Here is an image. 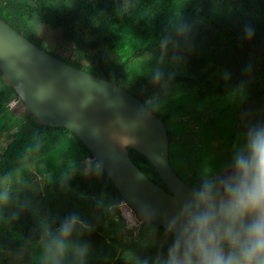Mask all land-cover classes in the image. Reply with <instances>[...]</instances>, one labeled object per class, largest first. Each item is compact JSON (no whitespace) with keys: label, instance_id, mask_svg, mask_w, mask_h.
Listing matches in <instances>:
<instances>
[{"label":"trees","instance_id":"obj_1","mask_svg":"<svg viewBox=\"0 0 264 264\" xmlns=\"http://www.w3.org/2000/svg\"><path fill=\"white\" fill-rule=\"evenodd\" d=\"M0 19L40 49V41L26 32L24 21L37 19L52 28L60 27L63 40L74 45L78 60L83 62L72 64V67L110 81L143 105V95L133 87L126 88L121 70L132 58L159 50L161 40L171 35L172 25L179 22L186 27L187 35L170 43L168 49L187 52L183 81L203 85L206 89L209 83L202 70L205 67L222 69L228 77L226 87H240L244 96L238 109L242 132L249 125L264 120V88H259L252 80L257 74L264 83V0H0ZM246 28L253 30L250 39L245 36ZM122 39L127 45L141 44L135 53L123 57L116 52L122 48L119 44ZM222 88L218 87L220 93ZM13 100H16L14 93L0 78V114ZM154 115L165 125L164 117ZM15 123L12 140L1 155L5 165L21 162L52 134L69 135L81 159H92L78 140L64 129L39 126L32 117L23 114ZM166 134L168 139L167 130ZM170 152L168 145V156ZM128 156L146 179L164 188L143 157L133 151H128ZM169 164L180 180L190 186L195 184L178 175L171 161ZM67 187L89 197L106 195L112 205L120 201L102 170L100 175L89 168L84 173L77 172ZM87 210L100 224L118 216L116 209L108 213L95 204L89 205ZM35 228L36 220L26 208H20L15 220L0 221V230L7 238L6 245L0 247V264H34L25 255L21 256L19 249ZM152 228L162 231L152 224L140 225L134 236L129 237L127 247L141 254H154L157 247L166 249L167 245L163 244L140 248ZM88 264H123V261L119 257L114 262L96 258L88 260Z\"/></svg>","mask_w":264,"mask_h":264},{"label":"rangeland","instance_id":"obj_2","mask_svg":"<svg viewBox=\"0 0 264 264\" xmlns=\"http://www.w3.org/2000/svg\"><path fill=\"white\" fill-rule=\"evenodd\" d=\"M24 27L27 33L40 41L44 51L70 65L83 64L77 58L74 45L63 40L60 27L52 28L37 19L25 20ZM119 44L122 48L116 52L125 57L132 52L135 53L141 42L127 45L122 39ZM186 54L187 52L179 49L167 51L164 70L165 79H170L171 88L164 107L157 114L164 117V126L168 132V145L171 147L168 160L172 162L178 175L185 180L198 183L200 170L205 165H211L219 170L228 160L233 144L242 133L238 109L244 96L240 87H226L228 77L219 68L205 67L202 70L209 83L206 89H203V85L183 81V78H186L184 67ZM158 55L159 50L140 54L132 58L121 70L126 79V88L133 87L134 91H139L144 102L158 91L153 87L149 75L156 66ZM252 80L259 88H264L259 75L255 74ZM219 86H223L222 93L218 91ZM21 115L22 107L17 100L11 101L6 111L0 114V174L12 170L17 184L26 182L20 191L19 200L21 204L29 205L26 209L32 216L34 210L40 216L47 214L60 219L73 212L78 213L81 219L94 227L92 232L84 236L92 249L88 260L98 258L114 262L115 258L120 257L121 251L129 249L127 247L129 237L138 231L140 225L134 214L122 202H117L108 213L116 209L118 216L114 215L111 220L100 224L95 216L88 212L87 207L91 204L96 205L95 200L101 196H85L68 187L66 190L61 189L56 180L72 164L74 174L84 173L90 162L95 164L92 159H81L69 135L52 134L21 162L13 165L3 164L1 155L11 142L15 120H19ZM45 173H50L54 179L41 187L39 178ZM103 196L106 197L105 204H111L109 198ZM164 233L156 230L155 239L149 240V244L170 243V239L165 242ZM146 239L147 236L145 241ZM6 242V234L0 230V247L6 245ZM25 257L34 261L35 253L33 252L31 257L25 254Z\"/></svg>","mask_w":264,"mask_h":264},{"label":"clouds","instance_id":"obj_3","mask_svg":"<svg viewBox=\"0 0 264 264\" xmlns=\"http://www.w3.org/2000/svg\"><path fill=\"white\" fill-rule=\"evenodd\" d=\"M172 29L173 33L161 40L156 66L149 73L158 91L145 100L133 127L159 113L169 95L171 84L164 70L169 44L187 35L186 27L179 22ZM252 34L251 28L245 29L246 38ZM117 139L123 147L134 142L127 135ZM89 171L100 175V165L90 162ZM73 175L72 164L56 180L61 189H67ZM53 179L45 173L39 178L41 187ZM25 183L17 184L12 170L0 174V221L15 220L20 208L29 206L19 200ZM105 200L102 195L95 203L109 212L113 205H106ZM151 215V210L145 209V217L150 219ZM33 216L36 228L21 244V256L31 257L34 252V264H88L92 249L84 236L94 230L93 225L76 212L60 219L40 216L34 210ZM155 236L152 228L140 248L155 246L149 244ZM169 239L166 249L157 247L154 254L126 249L119 258L123 264H264V120L240 134L221 169L205 165L200 170L199 182L191 186L189 195L166 222L164 240Z\"/></svg>","mask_w":264,"mask_h":264},{"label":"water","instance_id":"obj_4","mask_svg":"<svg viewBox=\"0 0 264 264\" xmlns=\"http://www.w3.org/2000/svg\"><path fill=\"white\" fill-rule=\"evenodd\" d=\"M0 78L39 126L64 129L99 164L120 201L139 225L166 231V222L189 195L168 161L164 124L152 115L133 127L144 105L108 80L80 71L37 48L0 19ZM133 139L123 147L117 137ZM128 151L143 157L164 188L146 179ZM145 209L152 212L145 217Z\"/></svg>","mask_w":264,"mask_h":264},{"label":"built area","instance_id":"obj_5","mask_svg":"<svg viewBox=\"0 0 264 264\" xmlns=\"http://www.w3.org/2000/svg\"><path fill=\"white\" fill-rule=\"evenodd\" d=\"M134 236V235H133ZM133 236H131V237H133Z\"/></svg>","mask_w":264,"mask_h":264}]
</instances>
